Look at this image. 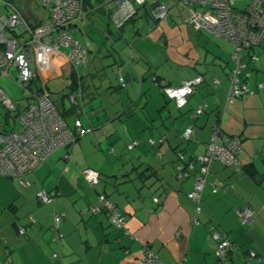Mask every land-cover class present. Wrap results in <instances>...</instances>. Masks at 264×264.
<instances>
[{"label": "crops", "instance_id": "crops-1", "mask_svg": "<svg viewBox=\"0 0 264 264\" xmlns=\"http://www.w3.org/2000/svg\"><path fill=\"white\" fill-rule=\"evenodd\" d=\"M171 17L173 24L161 20L147 36L131 41L117 28L121 32L115 44L119 57L115 62L121 63L118 75L125 74L130 82L119 94V112L114 111L119 124L107 117L113 106L109 108L100 97L113 85L106 84L105 79L99 84L91 70L87 71L79 116L84 114L81 120L85 127L92 126L93 132L80 137L71 149H59L25 175L23 179L29 185H24L21 178L0 174L3 264H131L144 256L147 246L164 264H176L183 257H187V264H217L215 251L223 237L234 245L228 264H264L246 259L249 252L264 257V89L256 90L264 83V41L260 49L255 48L259 59L249 62L248 68L249 83L256 92L229 103L235 51L234 47L231 53L230 47L235 42L223 38L225 42L217 45L213 63L200 66V54L192 41L193 24L188 17L179 21L176 13ZM69 30L89 44V54L104 50L103 41L94 37L95 29L88 20L76 21ZM111 33L108 29L106 37L101 32L99 35L113 40ZM147 45L152 50H147ZM32 50L38 75L32 90L41 88V94L49 95V83L64 76L69 79L67 90H71L73 71L64 49L50 50L38 42ZM165 61L172 62L170 67H182L181 75L174 78L164 71ZM199 76L204 80L183 109H178L154 83L155 77L180 84ZM137 104L142 106L139 114L135 113ZM201 105L206 106L204 111L196 114ZM70 108L63 105V110ZM15 126L20 128V124ZM216 126L230 138L240 139L242 167L236 170L234 165L212 162L202 210L196 214V203L188 197L196 176L179 178L178 152H184L187 162L205 154ZM189 127L192 134L188 139L184 134ZM134 140L138 141L137 150L128 148ZM127 148L131 154H126ZM248 164L256 166L257 179L244 170ZM86 168L100 172L101 181L95 186L84 177ZM225 183L233 184L234 190L213 192L215 186L223 189ZM40 190L59 194L53 203L43 204L37 197ZM100 194H105L126 217L125 228L115 227L107 213L90 211L99 203ZM245 206L254 209L251 224L239 217L238 209ZM56 215L60 216L58 236ZM196 218L199 224H193ZM20 227L26 228L24 235L19 233Z\"/></svg>", "mask_w": 264, "mask_h": 264}, {"label": "built area", "instance_id": "built-area-1", "mask_svg": "<svg viewBox=\"0 0 264 264\" xmlns=\"http://www.w3.org/2000/svg\"><path fill=\"white\" fill-rule=\"evenodd\" d=\"M21 1V4L19 2ZM35 0H0V79L10 78L11 69L17 70V77L13 80L22 89L29 88L34 80H37V71L33 65L35 62L33 45L41 43L50 50L64 49L72 71L76 76V88L70 95L71 107L76 108V117L73 127H70L54 101L47 94H41L32 90L24 108H19L9 97L7 91L0 85V104L6 109V121L0 120V174L10 178H21L24 185H29L25 175L32 172L45 163L52 154L61 148L71 149L83 135L93 132L94 128L85 127L80 118V109L83 107L82 78L87 73L89 64V44L81 42L69 30L76 21L86 20L87 12L84 0H39L43 7L42 13L37 14L33 6ZM146 0H113V5L108 10L111 22L122 28L138 12L136 5H145ZM177 4L184 7L189 16L188 21L197 30L205 31L212 35L230 39L235 42V51L232 55L234 67L231 70V88L228 102L237 98L252 95L256 90L264 89V83H260L256 90L249 83L251 71L248 70L249 62H255L259 58L253 49L260 46L264 40V0H251L245 10L237 7V0H171L158 2L154 7V16L157 20L166 21L170 17V10ZM5 10H3V8ZM36 10V11H35ZM39 11V10H38ZM45 14L44 16H42ZM21 30L20 33L8 32ZM204 78L199 76L180 84H171L155 77L154 83L159 86L161 92L176 103L177 108L183 109L188 98L197 90ZM122 87H126L123 75H119ZM218 82V80H216ZM205 105H201L196 114H201ZM15 118L13 128L6 131L8 118ZM192 127H189L185 138H190ZM220 136L222 141H220ZM164 140V139H162ZM138 141L128 145L134 149ZM241 141L238 138H230L222 133L216 126L213 139L208 143L203 155H196L189 162L185 160L183 151L178 152L177 171L179 178L196 176V182L188 197L197 203L196 214L202 210L201 201L210 174L211 164L215 160L225 165H234L240 168ZM70 157V155H68ZM90 186H95L101 181V174L92 168L83 171ZM233 186L226 184L223 189L213 188V192L229 190ZM57 191L40 190L37 197L43 204L53 203ZM99 203L92 208V213H107L111 223L117 228L126 227V217L119 208L107 198L105 194L99 195ZM159 202V198H155ZM242 222L252 223L254 210L250 206L238 209ZM60 216L56 215V235L58 236V224ZM193 224H199L196 218ZM19 233L24 235L26 228L20 227ZM234 245L227 237L220 239L215 255L217 264H228L230 251ZM58 255L55 254L54 257ZM247 260L264 261V257L249 252ZM187 257H183L176 264H187ZM0 264H3L0 260ZM131 264H164L158 254L149 246L146 247L144 256Z\"/></svg>", "mask_w": 264, "mask_h": 264}, {"label": "rangeland", "instance_id": "rangeland-1", "mask_svg": "<svg viewBox=\"0 0 264 264\" xmlns=\"http://www.w3.org/2000/svg\"><path fill=\"white\" fill-rule=\"evenodd\" d=\"M90 2L92 3V5L88 4V6H86L87 8L86 11L89 12L87 13L86 21L88 20L90 25L93 26V28L95 29L94 37H96V39L100 38L103 41L104 50L100 54L99 53L89 54V64L87 71L91 70V72L93 73V77H96L94 81H98L99 84L101 83L103 84V80L105 79V82H107L106 84L111 83L113 85L114 88L110 92L103 93L102 95H100V97L109 108L113 106L112 113L107 115V117L108 118L110 117L112 122L119 124V121L114 119L116 115L114 114V111H118L119 109L118 108L120 101L119 94L121 90L126 89V88H121L119 83L118 71L120 70L121 63L120 61L115 62V59L119 60L118 52L115 44H118V42L120 41L119 39L121 38V32L120 30L117 31V27L111 22L110 15L108 13L109 12L108 10H110V8L113 5V0H91ZM158 2L170 3L171 0H146V4L144 6L136 5L138 9V14L135 15L133 19L126 22L125 25L123 26L122 32L124 37L126 36L129 41H131L134 37L137 36L145 37L148 35L149 32H152L157 26H159V24H161L162 21L157 20L155 18L153 11L155 4H157ZM250 2L251 0H237L236 5L240 9L245 10ZM19 4H21V1L19 2ZM33 5L34 6L37 5L35 6V9H37L38 6H40V9L43 10V7L41 6L39 0H35ZM92 6H94V9H89ZM181 6L182 5L177 4L171 10L169 19L166 21L164 20L163 22H167V24L169 25L173 24L174 20L171 17L172 13L177 14L178 18L180 19L179 21L184 22V20H187L188 12L184 7ZM2 8L3 10H5L4 7ZM108 29H110L112 32L111 34L113 40L110 37L108 38V40L104 39L99 35V32H101L105 36L106 31ZM8 34H11V32H8ZM224 40L225 39H223L222 37L212 35L208 32L199 31V30L197 31L192 25V41L198 53L200 54V61H199L200 66H205V65L207 66V63H211V64L213 63V61L216 59L215 57L216 47L218 44L221 45L222 43H224L225 42ZM146 47L148 48L147 50H152L150 45H147ZM234 47H235L234 45L230 47L231 53H233ZM261 49H264V44L261 47ZM108 50L110 51V53ZM156 52L155 54H157ZM155 54L154 56L157 58ZM169 64H172V62H170ZM169 64L168 61H165L164 65L162 66V69L164 71L169 72L170 75H172L174 78L180 76L182 73V69H181L182 67H177V68L176 66L170 67ZM17 75H18L17 72L15 70H12L10 73V78H6V77L2 78L0 80V85L11 95L12 100L16 102L17 106L21 109L27 103L29 97L32 96V89L30 88L22 89L20 86H18L13 81V78H16ZM124 78H126L125 74H124ZM125 81L128 87L130 83L128 78H126ZM67 85H69V79L66 76L58 77L57 79L51 81L48 85L49 96L54 101L57 109L60 112L63 111V105H65L67 108H70V106L72 105L70 101V95L72 94V91L67 90ZM33 91L36 92L34 87H33ZM87 95L88 94H85V96ZM141 107L142 106L137 104V107L135 109L136 114H139V112L141 111ZM76 114L77 113L74 112L73 117L68 115L65 118L70 127H73ZM14 115L15 113H13L12 116L8 118V122L5 128L6 131H11L14 127H16L15 118L13 117ZM6 118H7L6 109L3 107L2 104H0V120L5 121ZM81 118H83L84 120L83 113L81 114ZM97 132L101 134V131L97 130ZM126 151H127L126 154L128 153L131 154V152H128L129 151L128 148L126 149Z\"/></svg>", "mask_w": 264, "mask_h": 264}, {"label": "trees", "instance_id": "trees-1", "mask_svg": "<svg viewBox=\"0 0 264 264\" xmlns=\"http://www.w3.org/2000/svg\"><path fill=\"white\" fill-rule=\"evenodd\" d=\"M91 0H84V2H85V9H87L86 8V6H88V4H91L92 5V3L90 2ZM144 6V5H143ZM92 7H94V6H92ZM37 10V14H40L41 15V13H42V10L40 9V6H38V8L36 9ZM35 10V11H36ZM39 10V11H38ZM137 14H138V12H137ZM136 14V15H137ZM134 18V16L131 18V19H133ZM130 19V20H131ZM119 29H122L123 30V27L122 28H119ZM20 31L21 30H16V31H12V33H14V34H16V33H20ZM21 34V33H20ZM264 41V40H263ZM258 47V46H257ZM256 48V47H255ZM255 48L253 49V51H252V53H255ZM73 82H72V87H71V91L73 92L74 90H75V88H76V83H77V81H76V76H75V73L73 72ZM124 77V76H123ZM34 83V81L31 83V84H33ZM119 83H120V81H119ZM81 84H82V87H83V95H84V82H83V78H82V82H81ZM126 85H127V83H126ZM120 87L121 88H124V87H122V85H121V83H120ZM29 88L30 89H32L31 88V85H29ZM38 89H40L41 90V88H38ZM40 90H37V92H41ZM74 112H76V108H73V107H71L70 109H69V111H66L65 109L63 110V111H61V114H62V116L64 117V118H66L70 113H74ZM235 168H236V166H234ZM241 167H242V164H241V166H240V168L239 169H237L236 168V170H240L241 169ZM244 170L247 172V174L251 177V178H253V179H257V177H258V170H257V168H256V166L254 165V164H248V165H245L244 166ZM226 184H229V185H231V186H233L232 187V189H229V190H234V185L233 184H230V183H226ZM203 199V198H202ZM193 201V200H192ZM196 203V202H195ZM201 204V203H200ZM196 205H197V203H196ZM251 207V206H250ZM253 209V208H252ZM254 210V209H253ZM254 216V215H253ZM255 260H257V259H255ZM259 261V260H258Z\"/></svg>", "mask_w": 264, "mask_h": 264}, {"label": "clouds", "instance_id": "clouds-1", "mask_svg": "<svg viewBox=\"0 0 264 264\" xmlns=\"http://www.w3.org/2000/svg\"><path fill=\"white\" fill-rule=\"evenodd\" d=\"M170 100V99H169ZM172 101V100H171ZM179 109V108H178Z\"/></svg>", "mask_w": 264, "mask_h": 264}, {"label": "water", "instance_id": "water-1", "mask_svg": "<svg viewBox=\"0 0 264 264\" xmlns=\"http://www.w3.org/2000/svg\"><path fill=\"white\" fill-rule=\"evenodd\" d=\"M156 5V4H155Z\"/></svg>", "mask_w": 264, "mask_h": 264}]
</instances>
